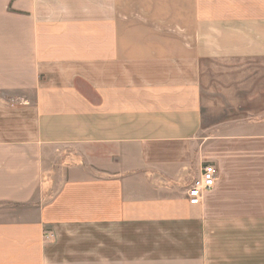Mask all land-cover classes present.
I'll list each match as a JSON object with an SVG mask.
<instances>
[{
	"label": "crops",
	"instance_id": "0c3cea01",
	"mask_svg": "<svg viewBox=\"0 0 264 264\" xmlns=\"http://www.w3.org/2000/svg\"><path fill=\"white\" fill-rule=\"evenodd\" d=\"M207 66L257 111L204 126ZM0 264H264V0H0Z\"/></svg>",
	"mask_w": 264,
	"mask_h": 264
},
{
	"label": "rangeland",
	"instance_id": "374dc122",
	"mask_svg": "<svg viewBox=\"0 0 264 264\" xmlns=\"http://www.w3.org/2000/svg\"><path fill=\"white\" fill-rule=\"evenodd\" d=\"M202 70L204 126L210 128L221 123H238L247 120L249 113L257 111L259 101L251 98L257 96L258 87L257 76L253 74L254 68L225 69L207 66ZM211 131V136L222 138H235L241 134L239 131Z\"/></svg>",
	"mask_w": 264,
	"mask_h": 264
},
{
	"label": "built area",
	"instance_id": "2783aa9c",
	"mask_svg": "<svg viewBox=\"0 0 264 264\" xmlns=\"http://www.w3.org/2000/svg\"><path fill=\"white\" fill-rule=\"evenodd\" d=\"M217 169L213 164L203 165L200 178L188 189V200L191 205L202 202L205 193L209 192L216 183Z\"/></svg>",
	"mask_w": 264,
	"mask_h": 264
}]
</instances>
